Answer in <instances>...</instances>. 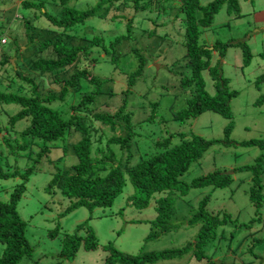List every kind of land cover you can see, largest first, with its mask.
Returning a JSON list of instances; mask_svg holds the SVG:
<instances>
[{"label":"rangeland","instance_id":"rangeland-1","mask_svg":"<svg viewBox=\"0 0 264 264\" xmlns=\"http://www.w3.org/2000/svg\"><path fill=\"white\" fill-rule=\"evenodd\" d=\"M21 1L0 0V90L4 93L30 97L32 86L15 76L13 69L4 64L2 59L4 54L16 65L29 58L23 54L25 56L22 60L23 55L16 54L18 46L13 39V36H17L22 40L20 45L23 47L22 52L25 53L27 42L24 26L20 23L16 30L5 21L7 19L13 22L15 17L19 20L22 18L19 12ZM95 1H90L88 5L94 6ZM212 1L201 0V3L207 6ZM170 3H165L160 12L149 9L138 13L132 39L125 41L119 48L120 54H125L119 64L109 62L105 52L98 47L91 51L90 57H81L78 64L80 71L86 70L91 75L109 80L102 86L101 91L105 93L114 89L119 97H108L103 94L105 97H100L99 103L92 109L94 108L95 113L115 112L121 105V92L128 88V76L139 65L132 50L135 47L139 48L145 56L147 67L127 96L128 109L133 113V123L137 126L138 137L135 139L137 141L135 145H132L131 152L124 150L122 155L118 147H113L118 159L126 164L127 156L131 153V162L135 164L142 156L155 152V143L158 140L170 135H173V145L182 142L180 134H185L186 139L201 137L206 140H224L225 128L231 124L233 130L230 140L237 145L219 143L211 146L202 159L191 165L180 181L191 184L210 173L227 172L233 174L234 182L226 188L213 186L192 188L184 196L180 193L167 194L177 211L172 222L180 228L157 240L145 242L150 233V222L157 218L156 200L167 195L157 194L147 208L139 209L133 205V198L135 196L142 198L143 195L128 179L123 193L111 208H97L91 213L82 207L66 214L68 208L77 200L66 197L59 187H52L50 183L55 173L72 171L71 166L77 160L71 145L81 140L80 135L70 134L66 140L67 145L69 144L67 149L61 141L42 159L35 154L39 151L37 147L26 152L12 153L1 143L0 165L4 174L11 175L14 172L22 174L33 168V173L25 181V193L18 203V210L27 223L26 234L34 253L23 258L20 264H104L108 257L105 246L109 243L114 244L118 250L132 255L181 248L195 241L199 227H188L187 224L199 209L200 202L208 195L211 199L206 207L207 212L219 214L220 217L227 214L232 218L217 230L216 239L210 241L205 248L211 261L205 260L200 263L192 255H188L183 259L158 264H264V200L258 211L250 198L253 175L238 171V168L243 166L254 165L259 157L264 156V150L257 146L240 145L253 140H264V0H239L241 17L238 18L229 15L226 8H223L215 16L213 26L203 29L204 32L200 36V44L208 48L217 42L235 43L229 46L224 58L221 59L219 53L214 52L212 59L213 66L219 64L221 67L222 76L228 81L229 91L236 92L230 102L233 118L226 119L210 111L184 122L178 121L176 115L187 108L186 96L180 84L184 73L189 75L186 68L188 51L184 43L188 33L179 0H170ZM122 11L124 10L120 13H123ZM124 14L128 19L133 16V13L128 14V11ZM30 16L33 18L35 15ZM33 22L42 29L50 27L44 18L38 22L34 19ZM126 24L127 22L119 25L110 20L95 19L78 26L71 35L75 36L73 38L88 37L90 40L95 36H101L108 45L115 36L128 33ZM154 30L157 33L151 35ZM238 44L249 46L251 51L249 63L245 62L242 47ZM22 70L31 74L28 64H23ZM74 72L75 69L70 70L68 74ZM32 74L34 77L45 78L41 77L38 71H33ZM204 77L206 92L213 96L216 93L214 86L216 80L208 73H204ZM47 84L50 89L59 90L53 83ZM94 92L96 86L85 81L79 93L69 95L63 106H55L70 112L72 104H79L85 96ZM105 103L112 106L109 107ZM155 103L158 104L155 112L158 119L155 122H146ZM19 111L18 106L0 104L2 127L9 124L10 117ZM92 123L95 130H102L99 123ZM29 124V120L20 122L16 131L21 132ZM125 132L124 130L126 136ZM107 133L110 135L109 131ZM35 143L41 145L39 141ZM98 146L95 143L94 149ZM103 147L105 148V144ZM23 182L20 176L0 177V202H8ZM262 185V191H258V194L264 196V175ZM86 221H89L99 239L98 249L86 251L81 247L74 257L63 255L62 242L65 235L74 234L77 227ZM54 232H57L58 236L50 237ZM80 234L86 235L83 231ZM4 249L5 245L0 242V255Z\"/></svg>","mask_w":264,"mask_h":264},{"label":"trees","instance_id":"trees-1","mask_svg":"<svg viewBox=\"0 0 264 264\" xmlns=\"http://www.w3.org/2000/svg\"><path fill=\"white\" fill-rule=\"evenodd\" d=\"M90 1L95 0H22L20 20L15 17L12 22L4 17L8 26L13 29L17 30L20 23L24 26L27 42L25 53L22 52L23 47L20 45L22 40L17 36H13V39L18 46L16 54H25L29 58L24 60L25 55H23L24 62L15 65L10 57L2 54L3 63L13 69L15 76L32 86V96L4 93L0 90V104L15 105L20 108L17 114L10 117L9 124L4 128L0 124V145L4 144L12 153L26 152L37 147L39 151L34 153L42 159L61 141L67 149L69 144L67 145L66 140L70 134L77 133L81 136L80 141L71 145L77 160L71 166L72 171L55 173L50 183L52 187H59L66 197L77 200L68 208L66 214L82 207L87 208L91 213L97 208H111L123 193L127 179L143 195L142 198L138 196L133 198V205L139 209L147 208L151 199L161 193L164 195L180 193L184 196L192 188L229 187L234 182V178L233 174L227 172H213L194 180L191 184L182 183L180 178L189 171L193 163L203 158L211 146L219 143L237 145L230 140L233 130L231 124L225 128L224 140H206L201 137L186 139L185 134H180L182 142L173 145V135H170L158 140L155 143V152L142 156L135 164L131 162V153L127 156L126 164L118 159L113 147H118L123 155L124 150L131 152L132 145L137 142L135 140L138 137L137 126L133 123V113L128 109L127 96L147 67L145 56L139 48H133L135 61L139 65L128 76V88L121 92V105L115 112L95 113L92 107L99 103L100 97H105L103 94L108 97L116 96L115 98L118 94L114 89L102 92V86L109 80L91 75L86 70L80 71L78 64L82 56L90 57L95 47L105 52L109 62L119 64L121 57L125 56L123 53L120 54L119 48L125 41L132 39L138 13L149 9L160 12L165 3L171 4L173 1L170 3V0H96L94 6H89ZM179 3L188 33L184 43L188 51L186 68L189 70L187 71L189 75L185 72L180 84L186 96L187 108L178 112L176 117L178 121L184 122L211 111L226 119H232L230 102L236 92L229 91L228 81L222 76L221 67L219 64L213 66L212 59L214 52H218L221 59L224 58L229 46L235 43L217 42L208 48L200 44V36L204 32L203 29L213 26L215 16L223 8H226L229 15L241 17L239 0H213L207 6H203L201 0H179ZM121 10H124L123 13H120ZM127 11L128 14L133 13L131 19L124 16ZM30 15L35 16L31 18ZM43 18L50 27L42 29L33 22L34 19L38 22ZM95 19L110 20L119 25L127 22L128 33L115 36L108 45L101 36H95L91 40L88 37L73 38L75 36L71 35V32L75 28ZM156 33L157 31L154 30L151 35ZM238 45L242 47L245 62L249 63L251 61L249 46ZM23 64H28L31 74L22 70ZM73 69L75 72L69 75L68 72ZM33 71H38L41 77L45 78L34 77ZM204 73H208L216 80L214 85L216 93L213 96L206 92ZM85 81L95 85L96 92L85 96L79 104H72L70 112L55 106H63L69 95L79 93ZM48 82L53 83L59 90L50 89ZM157 108L158 104H153L152 114L146 122H155L158 119L155 114ZM28 120L30 121L28 127L17 132L18 124ZM92 122L99 123L102 130H95ZM36 141L41 145L35 143ZM95 143L99 146L94 149ZM240 145L257 146L264 150V140H253ZM66 153L65 150L64 154ZM263 162L264 156H261L254 165L238 168L240 172H249L253 175L250 198L258 211L264 200V196L258 194L263 186ZM32 173L33 168H29L22 174L19 172L4 174L0 165V177L20 176L24 180L8 202H0V242L5 245L0 255V264H20L23 258L30 257L34 253V248L26 234L27 223L18 210V203L25 193V181ZM210 199L211 196H206L188 221V227H199L194 242L187 243L181 248L141 252L136 255L126 254L109 243L105 246L108 257L104 264H158L163 261L183 259L188 255H192L200 263L205 260L211 261L205 248L210 241L216 239L217 230L232 218L227 214L220 217L219 214L207 212L206 207ZM156 211L157 218L150 222L151 229L145 242L157 240L180 228L172 222L177 211L169 195L156 200ZM82 231L86 233L85 236H81ZM57 234V232L51 233L50 237L55 238ZM81 247L86 251H95L99 247V239L89 225V221L80 224L74 234L65 235L62 242L63 255L74 257Z\"/></svg>","mask_w":264,"mask_h":264},{"label":"water","instance_id":"water-1","mask_svg":"<svg viewBox=\"0 0 264 264\" xmlns=\"http://www.w3.org/2000/svg\"><path fill=\"white\" fill-rule=\"evenodd\" d=\"M12 63L14 64V62L12 61Z\"/></svg>","mask_w":264,"mask_h":264}]
</instances>
